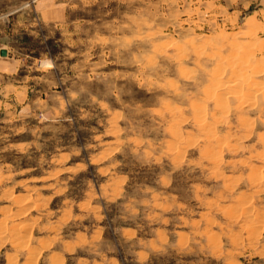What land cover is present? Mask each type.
Wrapping results in <instances>:
<instances>
[{"label": "rangeland", "instance_id": "rangeland-1", "mask_svg": "<svg viewBox=\"0 0 264 264\" xmlns=\"http://www.w3.org/2000/svg\"><path fill=\"white\" fill-rule=\"evenodd\" d=\"M1 48L0 264H264V0H0Z\"/></svg>", "mask_w": 264, "mask_h": 264}, {"label": "bare ground", "instance_id": "bare-ground-1", "mask_svg": "<svg viewBox=\"0 0 264 264\" xmlns=\"http://www.w3.org/2000/svg\"><path fill=\"white\" fill-rule=\"evenodd\" d=\"M255 40H256V39H255ZM255 44H256V43H255ZM181 45H182V44H181ZM225 46H226V45H225ZM254 47H255V46H254ZM227 48H228V47H227ZM241 49H242V48H241ZM246 49H247V48H246ZM262 50H263V49H262ZM179 51H180V50H179ZM183 51H184V50H183ZM233 51H234V49H233ZM177 52H178V51H177ZM230 52H231V51H230ZM180 53H181V52H180ZM180 53H179V54H180ZM250 53H251V52H250ZM250 53H249V54H250ZM230 54L232 55V52H231ZM180 55H181V54H180ZM216 55H217V54H216ZM220 55H221V54H220ZM220 55H219V56H220ZM231 55H230V57H231ZM241 55H242V54H241ZM250 55H251V54H250ZM250 55H249V56H250ZM252 55H253V53H252ZM262 55H263V54H262ZM217 56H218V55H217ZM219 56H218V58H219ZM228 56H229V55H228ZM222 57H223V56H222ZM232 57H233V56H232ZM239 57H240V55H239ZM239 57H233V58H239ZM253 57L255 58V56H253ZM262 57H263V56H262ZM260 58H261V57H260ZM221 59H222V58H221ZM221 59H218V61L221 60ZM262 59H264V57H263ZM262 59H261V60H262ZM222 60H223V59H222ZM244 60H245V57L243 58V61H244ZM248 60H249V59H248ZM256 60H257V59H256ZM228 61H230V59H228ZM228 61H227V62H228ZM237 61H238V60L236 59V62H237ZM251 61H252V59H251ZM257 61H259V63H260V60H257ZM263 61H264V60H263ZM223 62H224V61H223ZM227 62H226V63H227ZM230 62H231V61H230ZM244 62H248V61L246 60V61H244ZM244 62H242V63L240 62L241 64H239V65L244 64L243 66H245V67L248 66V65H245ZM234 63H235V62H234ZM250 63H251V62H250ZM254 63H255V62H254ZM256 63L258 64V62H256ZM256 63H255V67L252 66V65H250V64H249V65L252 66L253 69H254V68L258 69L259 66H258ZM217 64H218V65H219V64L222 65V63H220V62L217 63ZM232 64H233V63H232ZM235 64H236V63H235ZM246 64H247V63H246ZM220 65H219V68L221 67ZM239 65H238V66H239ZM256 65L258 66V68H257ZM259 65H260V64H259ZM261 65H262V62H261ZM224 66H226V65H223V67H224ZM230 66H231V65H230ZM243 66H242V67H243ZM262 66H264V65H262ZM226 67H227V66H226ZM231 67H232V66H231ZM239 67H240V66H239ZM242 67H241V68H242ZM217 68H218V67H217ZM224 68H225V67H224ZM224 68H223V69H224ZM233 68H234V67H233ZM230 69L233 71L232 68H230ZM236 69H237V68H236ZM245 69H247V67H246ZM260 69H261V68H260ZM260 69H258V70H260ZM263 69H264V68H263ZM263 69L260 71V73L263 71ZM219 70H220V69H219ZM242 70L244 71V69L242 68V69L240 70L241 73L243 72ZM251 70H252V69H251ZM214 71H216V70H214ZM222 71H223V70H222ZM255 71H256V70H255ZM230 72H231V71H230ZM263 72H264V71H263ZM215 73H218V72H215ZM221 73H222V72H221ZM235 73H237V71H236ZM245 73H246V72L244 71V73H242V74H245ZM258 73H259V71L256 72V74H258ZM231 74H233V73L231 72ZM237 74H238V73H237ZM237 74H236V75H237ZM248 74H249V73H248ZM248 74L245 75V76H250V75H248ZM251 74L254 76V74H253L252 72H251ZM212 75H213V74H212ZM219 75H220V74H219ZM236 75H235V76H236ZM252 75H251V76H252ZM232 76H234V75H232ZM237 76H239V74H238ZM245 76L243 75L244 79H243V78H242V79L240 78L241 81H243V83H244V81H246ZM213 77H214V76H213ZM213 77H212V78H213ZM216 77H217V75H216ZM239 77H242V75L239 76ZM212 78H211V79H212ZM219 79H220V77H219ZM226 79H227V78H226ZM233 79H235V78H233ZM238 79H239V78H238ZM240 79H239V81H240ZM247 79H248V77H247ZM249 79H250V78H249ZM214 81H216L215 78H213V82H214ZM225 81H226V80H225ZM230 81L232 82V79H230ZM235 81H236V79H235ZM211 82H212V81H211ZM216 82H217V84L214 85V86H217V85L219 86L218 81H216ZM221 82H222V83H220V86H221V84H222V86H224V84L227 83V82H225V83L223 84V78H222V81H221ZM246 82H247V81H246ZM236 83H237V82H236ZM236 83H235V85H236ZM251 83H252V82H249V84H251ZM228 84H229V82H228ZM232 84H233V83H232ZM232 84H230V85H232ZM241 84H242V83H241ZM246 84H247V83H246ZM249 84H248V85H249ZM211 85H212V84H211ZM253 85L255 86L256 84H253ZM212 86H213V85H212ZM222 86H221V87H222ZM246 86H247V85H246ZM257 86H259V85H257ZM263 86H264V84L262 85V89H264ZM208 87H209V86H208ZM208 87L206 86L205 89H208V90L211 89V90H212V88H214V87H212V88H208ZM230 87H231V86H230ZM238 87H240V86H238ZM238 87H237V85H236V88H238ZM242 87H243V86H242ZM244 87H245V86H244ZM247 87H249V86H247ZM259 87L261 88V86H259ZM259 87H258L257 89H260ZM217 88H219V87H217ZM222 88H223V87H222ZM233 88H234V87H233ZM240 88H241V87H240ZM249 88H250V87H249ZM215 89H216V88H215ZM215 89H213V90H215ZM227 89H228V87H227ZM234 89H235V88H234ZM234 89H233V90H234ZM241 89H245V88H241ZM211 90H210V91H211ZM216 90H217V89H216ZM229 90L232 91L231 88L228 89V91H229ZM245 90H246V89H245ZM204 91H205V90H204ZM237 91H238V89H237ZM240 91H243V90H239V92H237V93L240 94V95H242V96H243V94H246V92H245V93L243 92V94H241L242 92L240 93ZM260 91H261V89H260ZM229 92H230V91H229ZM233 92H234V91H233ZM247 92H250V90L247 89ZM256 92H259V90L256 91ZM262 92H264V91H262ZM204 93H206V91H205ZM214 93H217V92H214ZM206 94L208 95V93H206ZM212 94H213V92H212ZM219 94H220V93H219ZM226 94H227V93H226ZM231 94H233V93H231ZM238 94H235L237 97H235V96H233V97H235V98L237 99L238 96H239ZM260 94H261V93H260ZM207 95H205V96L207 97ZM210 95H211V94H210ZM223 95H224V94H223ZM227 95H228V94H227ZM227 95H226V96H227ZM249 95H250V94L248 93V97H249ZM263 95H264V94H263ZM211 96H213V95H211ZM214 96H215V95H214ZM216 96H217V95H216ZM224 96H225V95H224ZM255 96H256V95H255ZM258 96H259V95H258ZM206 97H205V98H206ZM218 97H219V96H218ZM221 97H222V96H221ZM233 97H232V98H233ZM248 97H247V98H248ZM250 97H252V96H250ZM260 97H261V95H260ZM263 97H264V96H263ZM209 98H211V97H208V99H209ZM224 98H225V97H223V99H224ZM247 98H246V99H247ZM252 98L255 99V97H252ZM261 98H262V97H261ZM208 99H207V100H208ZM239 99H240V97H239L237 100H239ZM249 99H250V98H249ZM249 99H248V100H249ZM263 99H264V98H263ZM263 99H262V101H263ZM226 100H227V99H226ZM229 100H230V99H229ZM244 100H245V99H243V101H244ZM248 100H246V101L248 102ZM251 100H252V99H251ZM215 101H216V102H217V101L219 102V100H215ZM215 101H214V102H215ZM255 101H256V100H255ZM257 101H258V100H257ZM257 101H256V102H257ZM216 102H215V104H216ZM218 102H217V103H218ZM220 102H221V101H220ZM224 102H225V99H224V101L222 102V104H221V103H220V104L223 105V106L225 107ZM238 102H239V101H238ZM244 102H245V101H244ZM244 102H243V103H244ZM250 102H251V101H250ZM226 103H228V101H227ZM240 104H241V103H240ZM240 104H239V105H240ZM251 104H252V103H251ZM216 105H219V104H216ZM221 105H220V106H221ZM239 105H238V106H239ZM226 106H227V105H226ZM217 108H218V107H217ZM247 122H248V121H247ZM249 123H250V122H249ZM246 125H247V124H246ZM247 126H248V125H247ZM211 127H212V126H211ZM250 176L252 177L253 174L250 175ZM257 177H258V179H259V176H257ZM257 177H256V178H257ZM254 179H255V176H254ZM259 180H260V179H259ZM255 181H256V180H255ZM260 181H261V180H260ZM21 244H22V243H21Z\"/></svg>", "mask_w": 264, "mask_h": 264}, {"label": "water", "instance_id": "water-1", "mask_svg": "<svg viewBox=\"0 0 264 264\" xmlns=\"http://www.w3.org/2000/svg\"><path fill=\"white\" fill-rule=\"evenodd\" d=\"M0 53H1V55L6 56L7 50L5 48H3V49H1Z\"/></svg>", "mask_w": 264, "mask_h": 264}, {"label": "crops", "instance_id": "crops-1", "mask_svg": "<svg viewBox=\"0 0 264 264\" xmlns=\"http://www.w3.org/2000/svg\"><path fill=\"white\" fill-rule=\"evenodd\" d=\"M1 49H3V48H1ZM1 49H0V51H1ZM6 50H7V55H8V54H9V51H8V49H6ZM0 54H1V53H0ZM7 55H6V56H7ZM2 56H3V55H2ZM3 57H5V56H3Z\"/></svg>", "mask_w": 264, "mask_h": 264}]
</instances>
